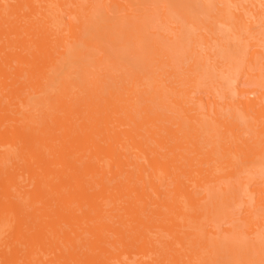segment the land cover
<instances>
[{"label":"bare ground","instance_id":"1","mask_svg":"<svg viewBox=\"0 0 264 264\" xmlns=\"http://www.w3.org/2000/svg\"><path fill=\"white\" fill-rule=\"evenodd\" d=\"M164 2L199 30L191 0H0L1 264H264V181L241 174L264 160V44L244 121L212 117L162 77Z\"/></svg>","mask_w":264,"mask_h":264},{"label":"rangeland","instance_id":"2","mask_svg":"<svg viewBox=\"0 0 264 264\" xmlns=\"http://www.w3.org/2000/svg\"><path fill=\"white\" fill-rule=\"evenodd\" d=\"M184 1L185 3L189 2V0ZM191 1H194L196 6L195 4L193 8L188 6L184 12L190 9L189 15L197 23L199 30L192 25L186 26L180 18L168 9L169 7H165L168 3L164 2L162 4L171 19L175 20V24L179 26L177 35L172 40L167 37L162 38L164 45L171 52L173 60L171 65H165L164 68L160 69L163 71L162 77L170 75V71H173L174 74H171L169 78L179 79L178 85L182 90L179 97L184 99L185 91H191V94L185 96V98L191 104L200 106L205 112L209 111L207 110L209 108L212 117H219L221 120L226 119L225 121L231 120L233 122L237 118H242L244 121L241 116L242 110L231 103L236 99L239 87L250 88L256 86V83H253L251 79H247L245 69L248 65L251 44L253 42L264 44V0ZM208 2H211L212 6L211 11L208 5L210 14L205 9V4ZM223 7L226 9L224 22H219ZM160 10H158V13H160ZM233 13L241 14L242 21H239L235 16L231 18L230 16ZM60 14L63 18L57 17L55 23L59 21L64 23L68 19L66 13L60 12ZM166 36H173L170 30L166 33ZM170 79H167V81ZM262 88L264 89V86ZM215 108L217 113L214 112ZM248 121L243 125H246ZM223 129L224 127L219 126L217 132L219 138L223 135ZM246 130L251 133L244 134L243 137L252 140L255 138L254 135H257L251 129ZM213 132L216 133V131ZM203 134H210V132L205 131ZM262 137L261 139H263ZM241 174L251 176L253 179L252 184L262 185L264 181V160L257 167H253L251 163H246L245 171ZM217 191H219L218 188ZM235 191H237L238 200L232 204H227L226 207L228 211L240 215L245 202L241 200L242 194L238 190ZM161 243L154 236V245L160 248ZM223 249L225 257L221 258V262L218 264H233L227 262L229 250L227 248ZM142 257V255L135 254L129 257L127 252L120 255L122 262L129 264H136ZM155 257L157 264H167V261L163 260V257H160L159 254H155ZM114 261L117 264H122L116 259Z\"/></svg>","mask_w":264,"mask_h":264}]
</instances>
